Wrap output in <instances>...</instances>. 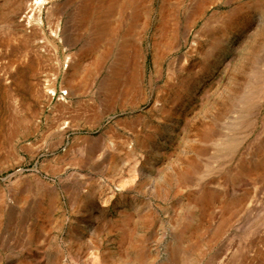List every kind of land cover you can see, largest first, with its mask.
Returning a JSON list of instances; mask_svg holds the SVG:
<instances>
[{
    "label": "rangeland",
    "instance_id": "obj_1",
    "mask_svg": "<svg viewBox=\"0 0 264 264\" xmlns=\"http://www.w3.org/2000/svg\"><path fill=\"white\" fill-rule=\"evenodd\" d=\"M32 1L0 0V264H264V0Z\"/></svg>",
    "mask_w": 264,
    "mask_h": 264
},
{
    "label": "bare ground",
    "instance_id": "obj_2",
    "mask_svg": "<svg viewBox=\"0 0 264 264\" xmlns=\"http://www.w3.org/2000/svg\"><path fill=\"white\" fill-rule=\"evenodd\" d=\"M44 1L45 0H34V1H32V2L27 4L26 9H28L29 11H32V9H33V7L35 5L39 6ZM130 2H131V0H109V2L107 4H105V2L103 0H89V4L85 5V7H83L82 11H80V12H81V15H86L87 14V10H90V9L94 8V10L98 13L97 20H99V21H101L103 19L106 20L105 18L108 17V15L111 16L112 15L111 13H113V12L118 14V16H119L118 18H120L121 17L120 13L123 10H125L126 7L131 5ZM134 12L135 11H133V13ZM117 21L119 22V19ZM83 23H85V22H83ZM116 29H117V25L113 26V27H111V26L110 27L109 26L102 27L101 23L97 21L95 26H94V29H93V33H94V36L96 37L97 43L98 44L104 43V44H108L109 45L111 43V41L113 40V36H114V34L116 32ZM101 60H102V58L100 59V61ZM125 60H126V58H124V55H121V58H119V64L120 65L118 64L119 65L118 68H116L115 71L113 72V76L114 77H117L119 75V73H120L119 71H121L119 67H121V64L124 63ZM71 61H72V59L67 58V60H66L67 65L68 64L70 65ZM75 67L76 66L73 65V68H75ZM66 82L68 84H72L73 83L72 76L71 77H66ZM115 82H116V78L113 80V83H115Z\"/></svg>",
    "mask_w": 264,
    "mask_h": 264
}]
</instances>
